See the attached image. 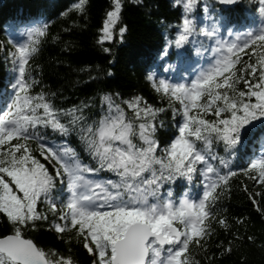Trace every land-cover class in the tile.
<instances>
[{
    "label": "snow or ice",
    "instance_id": "6c2138e0",
    "mask_svg": "<svg viewBox=\"0 0 264 264\" xmlns=\"http://www.w3.org/2000/svg\"><path fill=\"white\" fill-rule=\"evenodd\" d=\"M87 3L79 0L74 9L83 13ZM172 4L180 10V22L158 58H175L184 82L147 76L154 90L168 98L173 119L180 116L177 134L163 144L158 132L165 125L157 117L167 109L142 96L124 100L120 93L103 94V114L89 123L87 103L58 108L44 92L33 94L39 81L29 64L48 24L25 27L23 40L9 26L12 47L3 46L10 77L0 94V215L11 231L0 236V264H78L71 255L46 251L25 238L26 230L44 222L58 234L75 230L92 264H201L193 248L207 252L214 224L231 230L217 206L238 174L261 189L243 185L264 216V0H257L252 17L239 25L233 20L239 0L204 2L201 17L196 14L201 0ZM122 9L123 0H112L100 29L101 45L116 38ZM127 31V25L119 26L121 40ZM204 41L210 42L207 47ZM197 42V55L201 49L211 54L206 66L194 67L190 45ZM174 67L169 64L165 71ZM49 128L61 140L75 133L90 162L66 140L50 143L41 131ZM257 141L261 151L252 152L246 167L234 170L232 161ZM104 172L118 179L98 178ZM178 180H200L201 194L175 199L170 187L164 191ZM58 186L61 198L54 195ZM247 239L255 242L252 236ZM221 246V255L233 250L231 242Z\"/></svg>",
    "mask_w": 264,
    "mask_h": 264
},
{
    "label": "trees",
    "instance_id": "16d2710c",
    "mask_svg": "<svg viewBox=\"0 0 264 264\" xmlns=\"http://www.w3.org/2000/svg\"><path fill=\"white\" fill-rule=\"evenodd\" d=\"M249 1H240L233 17L236 24L244 23L246 13L253 12L254 6ZM78 2L79 0H0V88L7 84L11 68L5 59L3 45L7 43L11 49L12 38L6 31L9 33V26L16 27L21 19H40L48 24V29L47 34L41 38L40 51L29 64V71L39 81L33 88V94L44 92L58 108H71L87 103L89 107L84 112L89 117V123L103 114L100 104L103 94L120 93L124 100L142 96L153 106L167 109L157 117V123L163 120L165 125L159 130L158 137L162 144L170 142L177 134L173 122L180 120V116L173 119V108L168 107V98L154 90L147 76L155 75L158 67L154 65L157 64L160 50L166 47L168 40L176 36L174 28L180 22V10L172 4V0H123L122 19L117 26L116 38L101 45L98 43L100 29L112 0H88L83 13L74 9ZM66 12L68 14L64 15ZM123 25H127L128 31L121 40L118 28ZM17 29L18 34L21 28ZM103 48H110L111 51L105 52ZM168 61H163V64ZM109 72L112 75H108ZM128 115H132L130 110ZM41 131L49 136L53 135L58 143L66 140L80 153L85 163L90 162V157L83 151V145L75 133L61 140L50 128ZM32 147L36 148L35 143ZM48 166L52 170L51 165ZM101 175H105L101 179H118L112 173L104 172ZM244 184L252 191L261 190L254 187L242 174L230 181V191L221 197L217 211L227 218L231 230L226 231L214 224L216 233L205 244L207 252H198L193 248V257L201 264H264V216L256 211L249 200L243 190ZM56 191L54 195L59 198V186ZM39 208L41 211L45 210L43 204ZM52 219L49 214V220ZM237 220H244L245 223L238 224ZM10 231V224L0 215V236L10 234ZM248 236L254 237L255 242L249 241ZM25 237L33 239L46 251L54 250L65 256L71 255L78 264H92L90 254L76 241L75 230L58 234L48 222H44L35 230H26ZM229 242L232 252L221 255V245L226 247Z\"/></svg>",
    "mask_w": 264,
    "mask_h": 264
},
{
    "label": "bare ground",
    "instance_id": "6f19581e",
    "mask_svg": "<svg viewBox=\"0 0 264 264\" xmlns=\"http://www.w3.org/2000/svg\"><path fill=\"white\" fill-rule=\"evenodd\" d=\"M167 62V61H166ZM169 62V61H168ZM166 77H168V75L166 74Z\"/></svg>",
    "mask_w": 264,
    "mask_h": 264
}]
</instances>
